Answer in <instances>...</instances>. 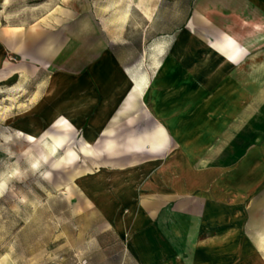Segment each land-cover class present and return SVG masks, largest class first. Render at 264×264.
Listing matches in <instances>:
<instances>
[{"label": "crops", "instance_id": "0c3cea01", "mask_svg": "<svg viewBox=\"0 0 264 264\" xmlns=\"http://www.w3.org/2000/svg\"><path fill=\"white\" fill-rule=\"evenodd\" d=\"M23 1L0 0V93L78 151L87 264H264V0Z\"/></svg>", "mask_w": 264, "mask_h": 264}, {"label": "rangeland", "instance_id": "374dc122", "mask_svg": "<svg viewBox=\"0 0 264 264\" xmlns=\"http://www.w3.org/2000/svg\"><path fill=\"white\" fill-rule=\"evenodd\" d=\"M57 3L61 1L24 0L9 5L7 13L20 12L29 20L33 10L42 17ZM9 60L19 62L16 56ZM22 94L14 89L0 93V264H87L84 257L94 248L99 217L83 213L87 205L78 197V177L73 179L82 172L79 153L69 148L74 151L70 162L62 161L67 150L51 152L48 160L40 156L41 149L49 150L46 142H31L24 120L9 117L19 99L29 103L30 93ZM73 162L66 169L52 167ZM70 170L72 180L64 184Z\"/></svg>", "mask_w": 264, "mask_h": 264}, {"label": "bare ground", "instance_id": "6f19581e", "mask_svg": "<svg viewBox=\"0 0 264 264\" xmlns=\"http://www.w3.org/2000/svg\"><path fill=\"white\" fill-rule=\"evenodd\" d=\"M232 63V62H231ZM163 138V133L162 132H159L158 135H157V138ZM27 138L31 141V142H36L37 140L35 139V136H33L32 134H27ZM57 141H59L57 139ZM148 146V145H147ZM107 148L108 149H112V144L111 143H108L107 144ZM53 152L52 149L49 148V150L47 149H41L40 150V156L44 159V160H48L49 158V155L50 153ZM85 152H91L93 153V151H89V150H86L85 149ZM74 158V151L71 150V149H67L64 157H62V161H65V162H70L72 161ZM3 185V184H2ZM227 236V235H226ZM223 238V237H222ZM225 240V239H224ZM224 242V241H223Z\"/></svg>", "mask_w": 264, "mask_h": 264}, {"label": "built area", "instance_id": "2783aa9c", "mask_svg": "<svg viewBox=\"0 0 264 264\" xmlns=\"http://www.w3.org/2000/svg\"><path fill=\"white\" fill-rule=\"evenodd\" d=\"M85 262V261H84Z\"/></svg>", "mask_w": 264, "mask_h": 264}]
</instances>
